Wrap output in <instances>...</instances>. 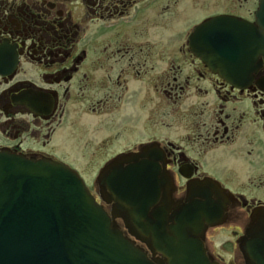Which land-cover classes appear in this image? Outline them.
<instances>
[{
	"label": "flooded vegetation",
	"instance_id": "flooded-vegetation-1",
	"mask_svg": "<svg viewBox=\"0 0 264 264\" xmlns=\"http://www.w3.org/2000/svg\"><path fill=\"white\" fill-rule=\"evenodd\" d=\"M259 1L0 0V151L82 174L69 160L82 151L73 139L98 131L101 143L117 142L121 132L101 121L126 102L136 148L109 155L96 176L141 153L164 176L155 206L169 192L173 204L201 208L207 256L247 264L241 242L264 219V59L232 83L190 36L218 16L255 24ZM120 142H129L128 128ZM95 187L111 215L99 196L108 190Z\"/></svg>",
	"mask_w": 264,
	"mask_h": 264
},
{
	"label": "water",
	"instance_id": "water-1",
	"mask_svg": "<svg viewBox=\"0 0 264 264\" xmlns=\"http://www.w3.org/2000/svg\"><path fill=\"white\" fill-rule=\"evenodd\" d=\"M255 18L253 25L214 17L190 36L210 70L229 82L261 66L264 0ZM140 157L119 156L98 177L108 190L101 199L113 202L111 217L65 164L0 151V264H217L203 247L202 209L173 204L169 192L155 206L164 176ZM115 217L134 239L123 234ZM255 224L241 248L247 264H264V219ZM136 241L161 258L149 259Z\"/></svg>",
	"mask_w": 264,
	"mask_h": 264
},
{
	"label": "rangeland",
	"instance_id": "rangeland-1",
	"mask_svg": "<svg viewBox=\"0 0 264 264\" xmlns=\"http://www.w3.org/2000/svg\"><path fill=\"white\" fill-rule=\"evenodd\" d=\"M181 66H183V64H181ZM162 67L165 68V66ZM125 99L126 96L123 97V101ZM126 107L127 103L124 102L123 108L119 112L117 111V113H112V117L107 115V120L101 121L102 124L106 125L112 123L113 132H121L119 134L117 142L101 143L102 141H100V136L96 135L98 131L92 136H89V134L83 135L78 139H73L77 142L79 149H81L82 151L80 153L74 154L73 156L70 154L69 160H72L71 163L74 165V167L82 172V174L79 175L84 180L93 195H95L96 193V187L94 184V180L96 178V170L98 169L100 164L106 158H108L109 155L115 153L116 151H123L126 149L133 150V148H136L137 144H135V142L133 143L132 141L135 140V138L137 139L138 135L131 133V131L136 126L130 119L128 121L127 115H129V111L126 112ZM117 114L118 116H116ZM109 119H111V121ZM94 125L96 126V123ZM127 128L129 129V142H120L123 139V134H126ZM70 145L71 143L68 144V147Z\"/></svg>",
	"mask_w": 264,
	"mask_h": 264
}]
</instances>
